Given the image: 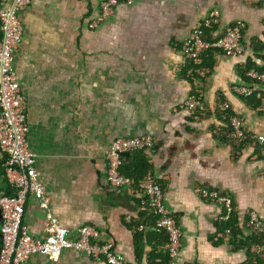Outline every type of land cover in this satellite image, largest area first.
I'll list each match as a JSON object with an SVG mask.
<instances>
[{"label": "crops", "instance_id": "crops-1", "mask_svg": "<svg viewBox=\"0 0 264 264\" xmlns=\"http://www.w3.org/2000/svg\"><path fill=\"white\" fill-rule=\"evenodd\" d=\"M102 1L30 0L17 15L22 32L12 69L53 220L71 238L83 225L96 228L126 264L168 263L166 234L153 225L148 199L136 185L115 189L106 179L105 152L112 141L149 135L153 147L122 158V166L132 174L152 172L165 190L166 206L183 233L176 264H246L247 252L231 250L228 237L218 243L223 209L196 189L231 198L241 242L251 236L243 227L250 213L264 224V149L253 139L264 135V91L257 86L245 99L233 92L251 83L249 68L264 72V0L121 2L111 18L90 29ZM214 10L221 13L220 24L206 29L205 39L220 38L243 22L245 53L204 54L202 65L210 74L193 81L194 65L181 46ZM193 93L201 99L199 115L206 117L191 122L193 112L182 105ZM225 104L254 141L237 158L214 136L215 129L228 127ZM2 161L0 154V196L10 193ZM45 215L29 197L23 222L33 237H45ZM1 225L0 216V230ZM24 264L105 263L67 249L55 260L33 255Z\"/></svg>", "mask_w": 264, "mask_h": 264}, {"label": "built area", "instance_id": "built-area-1", "mask_svg": "<svg viewBox=\"0 0 264 264\" xmlns=\"http://www.w3.org/2000/svg\"><path fill=\"white\" fill-rule=\"evenodd\" d=\"M137 0H104L99 5L97 18L89 25L95 29L102 22L115 14L118 5L134 4ZM30 0L0 1V154L3 158V175L13 193L0 196L2 215L0 248V264H24L33 255H42L51 260L61 256L67 249L82 252L87 257L105 264H126L121 253H118L110 242L100 240L99 231L89 225L78 228L76 236L70 237L67 229L53 220L49 211V197L35 169V155L30 151L27 141L28 124L25 116V98L21 95L12 69L13 55L21 40V25L18 13L23 11ZM221 13L212 11L202 26L191 31L183 41L181 52L185 60L193 63L189 78L193 81L203 80L210 72L203 67L202 57L212 51L222 53L228 58L240 57L245 53L244 32L246 25L237 22L229 27L225 34L212 41L205 39V30L213 29L220 24ZM264 57V51L262 52ZM252 84L236 86L233 89L239 97H251L257 86L264 91V72L251 70ZM201 106V100L190 98L182 105V109L195 110ZM229 105L225 104V108ZM230 136L236 142L245 138L241 119L236 115L230 118ZM264 149V135L253 137ZM151 136L141 135L132 138H117L112 141L105 152L107 163L106 179L115 189L136 185L140 193L148 199L150 212L156 216L155 228L162 230L167 240L165 250L168 264H176V257L181 247L183 233L177 221L166 206V193L159 180L152 172H147L137 181L121 172L122 158L125 154L145 151L153 147ZM196 193L220 205L223 209L222 220H228L233 211L230 197L206 188H197ZM29 197H34L41 209L46 212V235L44 238L33 237L23 222L24 208ZM249 228L260 234L264 224L255 213L249 214ZM252 255H264V244L251 246Z\"/></svg>", "mask_w": 264, "mask_h": 264}, {"label": "trees", "instance_id": "trees-1", "mask_svg": "<svg viewBox=\"0 0 264 264\" xmlns=\"http://www.w3.org/2000/svg\"><path fill=\"white\" fill-rule=\"evenodd\" d=\"M1 36H2V33L0 31V39H1ZM208 41H210V40H208ZM250 72H251V69L249 68L246 71V76L250 75ZM246 80H247V82L249 81V83L251 82L250 84L253 83V81L250 78H246ZM193 97L200 99V97H199V95L197 93H193ZM242 98L245 99V98H251V97H242ZM199 110H200L199 107L196 108L195 110H192L193 116L190 118L191 122L198 121V120L203 119V118L206 117L204 114L203 115H199V113H200ZM222 115L226 118L228 127L226 129H224V130H221V131L215 129L214 130V136H215V138L217 139V141L219 143L230 145L231 146V151H232V154H233L234 158H237V157H239V155L241 153V150L248 143H254V141H252L251 137L247 133L245 135V138L241 142H236L235 140L231 139V136H229L230 135V131H231V129H230V118L232 116H236V115L230 110V106L228 108H223ZM194 148L195 147L193 145H190V144L186 145V149H189L191 152H194ZM136 153H138V152H132V153L125 154L123 156V160L128 158V156L135 155ZM123 167H124V165L122 166L121 172L123 174L125 173V174H129L131 176L133 175L134 176V178H133L134 180H137L136 178H140L143 175V174L141 175V173H135V174L134 173L133 174L129 173L126 169H123ZM2 169H3V161H2ZM6 182H7V180H6ZM7 184H8V182H7ZM8 187L10 189V193H8L6 195H11L13 193V191L10 188L9 184H8ZM152 215H153L152 216L153 217L152 220H154L153 221V225H154V222L156 221L157 218H156V216L153 213H152ZM243 227L244 228H248V230H250V228H249V218H247L244 221V226ZM240 234H241V228L238 227V218H237L236 213L233 210L232 213L230 214L228 220H226L225 222L220 221L218 223V225H217V235H216V237L218 238V243H221L223 241V238L226 236V237H228L229 246L231 247V250H238V251L239 250H245L247 252V254H248V262L246 264H264V255L253 256L250 253L251 246L263 245L264 244V230L260 234L251 232V236L249 237V239L246 240V242H241L239 240L238 237H239ZM166 240H167V236H166ZM166 264H168V263H166Z\"/></svg>", "mask_w": 264, "mask_h": 264}, {"label": "water", "instance_id": "water-1", "mask_svg": "<svg viewBox=\"0 0 264 264\" xmlns=\"http://www.w3.org/2000/svg\"><path fill=\"white\" fill-rule=\"evenodd\" d=\"M0 216H1V218H2L1 211H0Z\"/></svg>", "mask_w": 264, "mask_h": 264}]
</instances>
